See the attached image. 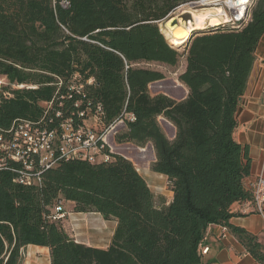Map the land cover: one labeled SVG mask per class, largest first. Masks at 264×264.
<instances>
[{
	"label": "trees",
	"instance_id": "trees-1",
	"mask_svg": "<svg viewBox=\"0 0 264 264\" xmlns=\"http://www.w3.org/2000/svg\"><path fill=\"white\" fill-rule=\"evenodd\" d=\"M192 1L0 0V76L8 85L0 93V130L18 119H41L44 103L58 97L55 108L63 101L67 118L73 101L61 96L68 81L75 74L93 78L88 93L102 105L103 123L125 122L126 129L115 135L119 144H151L156 153L151 170L166 176L174 193L166 206L135 164L109 148L110 162L63 163L45 173L41 187H24L10 172H0V264H21L23 250L34 245L51 250V264H204L201 245L213 225L230 230L264 264L259 237L231 223L240 216L235 204L255 201L245 184L251 175L249 148L234 135L264 36V0L240 28L219 25L189 33L182 53L160 24ZM183 56L187 66L179 78L187 98L152 95L150 85L165 75L137 64L177 67ZM13 85L38 88L11 91ZM160 117L175 127L173 140ZM60 201L73 210L56 220ZM67 212L117 221L109 248L78 243Z\"/></svg>",
	"mask_w": 264,
	"mask_h": 264
},
{
	"label": "built area",
	"instance_id": "built-area-1",
	"mask_svg": "<svg viewBox=\"0 0 264 264\" xmlns=\"http://www.w3.org/2000/svg\"><path fill=\"white\" fill-rule=\"evenodd\" d=\"M228 2L229 0H196L181 7L196 11L221 7L227 12L230 21L246 15L248 22L251 20L249 9L244 10L237 17L236 12L234 13L228 6ZM242 6L245 8L244 5ZM189 13L192 12L189 11ZM58 83L59 86L64 84L60 79ZM95 83L93 78L85 81L79 74L72 76L67 83L66 91L61 96L62 100L73 101L70 116L67 118H64L61 110L64 106L63 101L56 104L55 108L58 97L49 103H44L45 115L41 119L36 121L18 119L10 128L1 129L0 172H10L16 184L31 188L42 186L47 171L72 160L91 163L110 162L112 158L106 152V148L112 149L110 139L113 137V143H115L117 126L125 122L120 120L112 126H106L103 123L104 109L100 103L94 104L88 93V86H93ZM3 86L8 85L0 76V93ZM14 87L17 89L38 88L32 85H14ZM4 96L11 97L9 93H4ZM49 113H54L55 118L49 119ZM128 119L134 121L135 117L129 115ZM251 186V190L254 189L256 193V208L261 213L264 210V177L259 178ZM65 215L63 201H60L55 207L54 219L63 218Z\"/></svg>",
	"mask_w": 264,
	"mask_h": 264
},
{
	"label": "crops",
	"instance_id": "crops-1",
	"mask_svg": "<svg viewBox=\"0 0 264 264\" xmlns=\"http://www.w3.org/2000/svg\"><path fill=\"white\" fill-rule=\"evenodd\" d=\"M255 56L256 62L250 73L247 90L240 100V107L236 116L238 123L234 135L236 142L249 148L251 175L245 180V184L250 189L253 183L264 177V36L258 45ZM184 89L188 96L189 91L185 86ZM165 126L173 129L176 137L175 127L170 122ZM114 145L116 146V144ZM112 146L113 144H111ZM121 156L128 158L123 154ZM151 164L137 165L136 167L139 174L146 179L149 188L156 196L164 197L166 206H169L174 193L167 189L168 178L154 173L151 170ZM156 204L161 207L163 201L158 199ZM255 204L256 201L254 203L240 202L235 204L233 211L240 216L233 218L231 223L238 228H245L254 236L257 235L259 241L264 244V210L260 213ZM68 205L72 206L71 203ZM67 214L73 235L78 243L99 249L109 248L118 225L117 221L105 220L97 213L67 212ZM206 249L207 252L204 253ZM23 251L31 264H43L44 262L51 264V250L49 248L34 245L26 247ZM201 251L204 264H259L246 251L244 245L238 242L230 230L218 225L209 228L202 241Z\"/></svg>",
	"mask_w": 264,
	"mask_h": 264
},
{
	"label": "rangeland",
	"instance_id": "rangeland-1",
	"mask_svg": "<svg viewBox=\"0 0 264 264\" xmlns=\"http://www.w3.org/2000/svg\"><path fill=\"white\" fill-rule=\"evenodd\" d=\"M260 0H252V2L250 3V14H252L253 9L257 6V4L259 3ZM186 11V13H184ZM189 11H191L192 13L189 14ZM193 11L196 12L195 9H191V8H182L179 7V9L176 10V12H174L173 14H171L167 20H163L164 23H166V27L171 30L174 29L175 24H177V21H174L172 24L170 23L171 19H173L172 17H176L179 15H182L183 18V24L187 25V26H191L192 24H195V22H193ZM179 13V14H178ZM202 14V13H201ZM197 15V14H196ZM162 22V24H160V28L162 33H164L165 35V31H164V23ZM229 27L234 26L233 23L232 24H226ZM188 34L185 33L184 30L182 31H178L177 35L179 38H183V37H188ZM186 42V41H185ZM183 45L181 46V48H176L177 50H180L182 53H184V49H183ZM137 66L139 67H143L146 69H153V70H157L162 72L165 75V80L161 81V82H156V83H152V85H150L149 87V92L152 95H159V94H164V95H168L171 98H173L176 101H180L182 99H185V97L187 96V91L184 89V85L182 84V82L180 81V74H182L185 69H186V64H185V56L181 57L179 60V65L177 67H172L169 66L167 64L163 65V64H159V63H146V62H142L137 64ZM4 87V86H3ZM7 87V86H5ZM11 91L13 89H17L16 87H11L10 88ZM185 90V91H184ZM161 126L165 132V134H167V136L170 137V139H174L175 138V133L174 130L169 128L168 126L166 127L164 120L162 117L159 118ZM172 127V126H171ZM126 129L125 124L124 123H120L117 126V130L115 131V134L120 133L122 131H124ZM114 142L113 143V137L112 139H110V144H113V146H115L114 144H116V146H118L117 151L113 150V149H109L111 150L112 153H118L119 155H125L129 158V160L132 161V163L135 164V166H141L143 164H150L153 163L155 161L156 158V153L154 151V148L152 147L151 144H148L145 147H141L138 148L136 146H134L133 144L127 143V144H119L116 141V136L114 137ZM113 146L111 148H113ZM122 146V147H119ZM141 162H138V161ZM152 165V164H151ZM68 202L63 201V208H65V210L67 211H72L73 210V205L70 206L68 205ZM44 262V261H43ZM21 264H31L26 256H23V259L21 261ZM43 264H46V262H44Z\"/></svg>",
	"mask_w": 264,
	"mask_h": 264
},
{
	"label": "bare ground",
	"instance_id": "bare-ground-1",
	"mask_svg": "<svg viewBox=\"0 0 264 264\" xmlns=\"http://www.w3.org/2000/svg\"><path fill=\"white\" fill-rule=\"evenodd\" d=\"M238 2L241 4H237ZM238 2H235L234 0H229L228 2V6H230L231 10L234 13L236 12L237 17H239V14L241 15L244 10L250 8V3L252 2V0H239ZM242 5H244L245 8ZM193 13H194L193 22H195V24H192L191 26H187L183 24L184 22H183L182 15L177 16V18L172 17L173 19H171L170 21L171 25L175 24L173 23L174 21L178 22L177 24H175V27L173 30H171L170 28L168 29L166 27V23L163 22L165 37H167L168 41H170L173 47L178 48V46H182L185 43V41H187L188 39L187 37L179 38L178 36H175V33L176 32L178 33V31L184 30L186 34H189L193 31H202L208 28L217 27L219 25H226V24H232V23L234 26L239 27L243 23H246V21H248L247 15L240 16L239 19H232V21H230V17L228 16L227 12L221 7H218L216 9L205 8L204 10H198L196 12L193 11ZM167 19L168 18H166L165 20ZM253 193H254V199L257 203L256 193L254 189H253Z\"/></svg>",
	"mask_w": 264,
	"mask_h": 264
},
{
	"label": "water",
	"instance_id": "water-1",
	"mask_svg": "<svg viewBox=\"0 0 264 264\" xmlns=\"http://www.w3.org/2000/svg\"><path fill=\"white\" fill-rule=\"evenodd\" d=\"M170 42V41H169ZM178 48H181V46H178ZM177 48V49H178ZM164 123L167 125V124H169V121L167 120V121H164ZM125 158V157H124ZM128 159V158H127Z\"/></svg>",
	"mask_w": 264,
	"mask_h": 264
}]
</instances>
